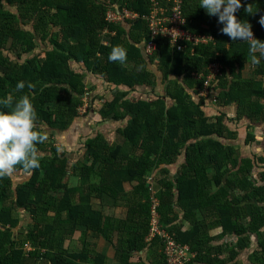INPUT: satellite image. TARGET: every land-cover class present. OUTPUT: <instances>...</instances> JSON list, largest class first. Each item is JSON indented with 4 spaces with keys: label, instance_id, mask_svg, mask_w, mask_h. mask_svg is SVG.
<instances>
[{
    "label": "trees",
    "instance_id": "obj_1",
    "mask_svg": "<svg viewBox=\"0 0 264 264\" xmlns=\"http://www.w3.org/2000/svg\"><path fill=\"white\" fill-rule=\"evenodd\" d=\"M112 1L140 18L120 24L107 22L105 0H0V98L14 102L21 95L29 96L36 127L47 136L36 145L38 168L21 181L0 177V264H106V254L96 252L88 242L77 251L65 245L78 231L103 238L120 264H145L130 259L146 247L162 251L163 246L159 237L147 239L151 221L147 177L156 169L161 175L156 194L161 225L198 252L197 264H239L208 257L211 241L227 235L237 239L232 258L249 248L255 236L262 248L256 258L264 264V171L258 181L251 176L254 163L263 162L264 156H242L227 141L236 136L230 121L237 125L244 117L264 122V59L254 64L253 75L244 77L248 42L232 41L221 33L216 16L208 15L198 0L184 2L186 27L213 36V41L189 44L185 51H178L169 40L158 37L156 52L147 57L143 49L150 36L143 15L149 13L151 0ZM161 1L167 4V0ZM248 4L252 13L244 11ZM262 14L263 0H242L236 12L238 19L250 23L254 37L264 40V27L258 22ZM105 29L115 33L108 35L109 44L102 42ZM38 39L44 43L43 55L35 52ZM116 45L126 50L122 63L108 59ZM149 62L158 64L163 73L165 93L154 99L129 96L136 86L155 85ZM217 62L223 64V75L214 87L220 90L217 102L237 103L238 116H228V123L225 112L212 121L205 110L206 97L195 95L204 87L209 65ZM87 74L115 86H110L115 90L110 99L102 97L98 112L103 120H122L124 125L117 128L113 142L100 132L88 136L84 141L86 161L71 165L46 132L65 130L79 115L83 94L90 91ZM17 81H24L25 87L16 89ZM122 85L128 88H119ZM167 96L175 100L173 105L167 104ZM253 137L247 136L245 141ZM172 165L177 166L175 178ZM211 168L214 176L209 174ZM18 171L25 173L22 168ZM214 180L219 183L216 191L211 188ZM125 182L134 183L131 192ZM118 206L125 208V217L115 215ZM174 206L189 218V229L175 223ZM19 209L35 220L27 239L38 242L44 252L27 256L22 249L26 241L17 244L13 239L12 230L18 225L14 213ZM215 228L221 232L212 234ZM153 264L168 263L162 253V259Z\"/></svg>",
    "mask_w": 264,
    "mask_h": 264
},
{
    "label": "rangeland",
    "instance_id": "obj_2",
    "mask_svg": "<svg viewBox=\"0 0 264 264\" xmlns=\"http://www.w3.org/2000/svg\"><path fill=\"white\" fill-rule=\"evenodd\" d=\"M102 36H103L102 38L109 41L107 37L108 35L106 33L104 35L102 34ZM37 43H38V46L35 52L41 53L43 55L44 43L41 42L39 39ZM8 47H9V44L7 43L5 45V48L7 49ZM10 55L14 56V53H11ZM71 65L77 72H82L76 63L72 62ZM148 68L155 74V81H156V77H158V81H159L163 73H161V71L157 69V66L155 65V63L154 64L150 63L148 65ZM98 79L99 80L97 82H94L91 80L90 74L85 75V82L87 83V87L90 88V91H86L83 94L84 103L81 107H79V115L75 118V121H73L72 124H70L68 128H66V130L61 131V132L58 131L59 132L58 133L56 131L54 132L53 130H49V127L47 125L45 124L43 125L47 130H49L46 133L52 135V138H54L53 140H55V144L59 146V151L68 158L69 164L71 165L75 164L78 160L86 161L87 158H85L86 155L84 154V141L87 138V136L89 135L93 136L96 134L95 133L96 129H94V125L96 124L95 123L96 121L93 122L91 126L84 124V126L86 127L90 126L89 128L85 127L86 128L85 130L84 129L79 130L80 127L78 128L77 123L81 125V120L84 118L86 122L90 119L91 121L96 120L97 118L95 117V115L97 116L96 112H98L99 108L101 107L103 103L102 97L106 99H110L111 96L113 95V92L115 91L114 89H112L115 86L114 87L111 86L112 88H110L108 84L106 83H103L104 85H101L100 83L101 78H98ZM263 85H264V81H263ZM105 86H107V88ZM150 86L154 88L155 85L151 84ZM159 88L160 86L157 89L159 90ZM213 94L216 95L218 99L217 93L214 92ZM196 96L199 97L201 95L196 94ZM213 102H215L214 104L216 105L218 103L217 101H214V99H213ZM233 116H238L237 112H236V115H233ZM78 117H82V118H79L80 120H77ZM250 122L251 121L249 119L244 118V117L241 118V123L239 122L237 125H234V123L230 121L229 124L231 128L236 131V136H234L233 138H230V140H227V141L232 142L235 145V147L239 149L242 156H250V157H254V155L264 156V122H260V121H252L251 123ZM123 125H124V121L122 120L112 123L109 128L105 129L106 133L107 134L111 133V131L114 130L115 127L118 128ZM251 135L254 136L253 139L252 140L250 139L249 142H246L245 138L247 136L250 137ZM49 139L51 138L49 137ZM184 160H185V157L184 155H182L181 161L184 162ZM254 164L255 165L252 170L251 176L255 180L258 181L260 177V172L264 171V161L261 163H254ZM172 168L176 170L177 166L175 165ZM209 174L210 176L215 175V171L213 168L209 170ZM11 176L15 181H21V180H24L28 176V174L18 171V172L13 173ZM158 178H160V176ZM152 182L153 183H151L149 180V177H147V184H149L150 190H151L150 195L154 194L156 196L157 191H159V188L161 186V183H159V179H156V180L153 179ZM133 185L134 183L126 184L127 188H130V189L133 188ZM218 186H219V183L214 180L211 188L213 191H216ZM173 210H172L173 217H176V214H177V220L175 223L179 225L182 224L183 229H189L191 227V224L185 212L181 210L180 207L178 206L176 207L174 206ZM118 214L120 216H124V210L120 209ZM14 215L18 218V225L12 230L13 239L15 240V242L17 244H20L21 241L23 240L26 241L22 245V249L27 256L31 255L32 253H36L37 251L44 252V248L42 249L39 246L38 242H32L31 240L27 239L28 233L33 229V223L35 220L31 219L29 214L23 209H19L18 211L14 213ZM199 216L201 218L202 215L199 213ZM219 231L221 232L220 228H215L211 230V233L216 235L220 233ZM80 236H82V239ZM114 239H115V236H113V241L115 242ZM98 240L104 241L103 238H98ZM83 242H88L93 247L96 246L97 244L96 238L92 237V232L88 231L86 234H83L82 231H78L72 239L69 238V240L66 241L65 245L69 247L71 251H77V250L82 249ZM93 243H96V244L93 245ZM225 243H228L229 247L225 246ZM236 243H237V239L235 238V235H227L225 239L221 238L216 241L212 240L211 241L212 248H211V251H209V253L211 254L208 257H212V258L218 257L220 259H227V260L231 259L230 261H236L239 264H261L260 262L258 263V260L256 257L260 255L262 248L258 244V240L255 236H252L251 242L249 244L250 245L249 248L240 250L239 253L241 254H239L236 258H232L231 257L232 247L236 246ZM256 251H257V254L254 253ZM194 253L192 254L195 256V259L196 257L198 258V252L195 251ZM133 257H134L133 258L134 260H132L131 258L130 261H138V257H135V256ZM90 259L93 261V256ZM260 260L263 261V259H260ZM147 261L149 263L151 262L149 260ZM154 262H157V260L155 259ZM117 264H119L118 261H117Z\"/></svg>",
    "mask_w": 264,
    "mask_h": 264
},
{
    "label": "clouds",
    "instance_id": "obj_3",
    "mask_svg": "<svg viewBox=\"0 0 264 264\" xmlns=\"http://www.w3.org/2000/svg\"><path fill=\"white\" fill-rule=\"evenodd\" d=\"M241 3L242 0H198L199 7L208 15L216 16L221 33L232 41L248 42L250 62L256 64L264 59V40L253 36L251 25L246 19L237 18L236 12ZM244 11L253 12L249 4L244 6ZM258 22L264 27V14ZM108 59L122 63L126 59V50L119 45L113 46ZM31 86L30 83L27 85L29 88ZM24 87V81L15 84L16 89ZM35 121L36 113L29 96L21 95L14 102L8 97L0 98V177L11 176L19 168L25 174H30L39 167L36 145L47 140V136L44 131L37 129Z\"/></svg>",
    "mask_w": 264,
    "mask_h": 264
},
{
    "label": "built area",
    "instance_id": "obj_4",
    "mask_svg": "<svg viewBox=\"0 0 264 264\" xmlns=\"http://www.w3.org/2000/svg\"><path fill=\"white\" fill-rule=\"evenodd\" d=\"M105 2L109 5L106 12V20L109 23L120 24L125 20L134 21L140 18L138 13L126 7L120 8L118 5H113L112 0H105ZM184 2L185 0H167V4H164L161 0H151L149 13L143 15V19L147 21L150 36V40L145 42L143 49L147 57L156 52V39L158 37L169 40L172 48L178 51H185L189 44L198 46L209 44L213 41L214 37L211 35L196 33L187 29L186 24L188 20L184 12ZM105 33L111 35L115 34L108 29H105L102 34L104 35ZM102 42L107 44L104 40ZM208 70L209 73L205 75L204 87L199 95L206 98L214 97V101H217V97L213 93L215 90L214 87L218 85L219 78L222 75L221 64L212 63L209 65ZM195 75L197 77L202 76L198 74ZM150 200L151 221L147 239L152 240L155 237L161 239L163 244L162 253L168 264H197V257L195 259V256L192 254L194 251L191 247L177 241L170 232L162 227L160 222L161 215L158 210L159 199L154 194H151Z\"/></svg>",
    "mask_w": 264,
    "mask_h": 264
},
{
    "label": "crops",
    "instance_id": "obj_5",
    "mask_svg": "<svg viewBox=\"0 0 264 264\" xmlns=\"http://www.w3.org/2000/svg\"><path fill=\"white\" fill-rule=\"evenodd\" d=\"M253 34V33H252ZM107 35H110L111 34H107ZM254 36V35H253ZM108 37V36H107ZM109 39V38H108ZM103 40L109 44V41H107L106 39L103 38ZM143 47V46H142ZM144 53V52H143ZM145 55V54H144ZM146 56V55H145ZM262 59H260L259 61H261ZM157 62V60H156ZM219 63V62H217ZM221 64V63H220ZM149 65V64H148ZM155 65L158 67V64L155 63ZM221 67L223 69V64H221ZM256 65H254L253 63L250 62V59L249 61H247L245 64H244V70H243V75L244 77H249L251 75H253V71L255 69ZM254 68V69H253ZM253 70V71H252ZM222 75H223V70H222ZM221 75V76H222ZM175 76V75H174ZM232 77V76H231ZM90 78L92 81L94 82H97L99 79L97 76H94L92 74H90ZM220 79V78H219ZM100 83L101 85H104L103 83H106L105 81H103V79H100ZM107 84V83H106ZM166 85H167V82L164 80V76L161 75L160 77V80L158 81V77H156V84L153 87H151L150 85H147V84H143V85H140V86H136L134 89H132L129 93V96L133 97L135 96V98L139 99V98H144V99H154L156 98L157 95L159 94H164L165 93V89H166ZM108 86L110 87L111 85L108 84ZM160 86L159 90L157 89L158 87ZM107 88V86H105ZM119 88L125 90L127 89L128 87L127 86H119ZM215 93H219L220 90H218V92L216 91V89L214 90ZM196 95V94H195ZM196 97V96H195ZM196 98H199V97H196ZM165 100L167 102L168 105H173L175 103V100L170 98V97H165ZM215 102H213V98L211 99V97H208L206 98V107H205V110H206V113L207 115H209L210 119L212 121H215L217 120V115L220 114V113H226L227 114V119H226V122L228 123V116L230 117H234L233 115H236V112H237V103H233L231 105H221V104H214ZM223 111V112H222ZM97 116L95 115L96 120H93L91 121L88 120L87 122L85 121V118L81 120V125H79V123H77L78 125V128L79 130H82V129H86V128H89L93 122H95L96 124L94 125V129H96V132L95 133H102L106 136V138H108V140L110 142H113L116 137H117V127L114 128V130L111 131V133H106V128H109L110 125L112 123H115L114 121H105L101 118L99 112H96ZM79 118H82V117H78L77 120H80ZM75 121V120H74ZM84 124L86 125H90L89 127H86L84 126ZM236 125V124H234ZM86 127V128H85ZM236 129V127H235ZM239 129V128H238ZM66 130V129H65ZM88 130V129H87ZM64 131V130H62ZM61 132V131H60ZM59 133V132H58ZM91 136V135H89ZM88 137V136H87ZM72 146V145H70ZM159 173V169H156V173H154L153 175L149 174L148 177L150 180H153V179H160L161 178V175L158 174ZM171 173L172 175L174 176V178L178 175L177 172L175 173V170L173 168H171ZM160 176V178H158ZM127 183H131V182H125V188L127 191H131L132 188H127L126 184ZM153 183V182H152ZM149 185V184H148ZM161 187V186H160ZM120 209H123L124 212H125V208L122 207V206H118L114 209L115 211V215H117L118 217L120 218H123L125 217V213H124V216H120L118 214V212L120 211ZM220 232V231H219ZM77 233V232H76ZM76 235V234H75ZM74 235V236H75ZM73 236V237H74ZM72 237V238H73ZM93 237V236H92ZM93 238H96V237H93ZM96 241H97V244L96 243H93L96 244L95 247V250L96 252L98 253H104L106 254V263L107 264H117V257L114 256V250H113V247H111L110 245H108L105 241L101 240L99 241L98 238H96ZM101 246V247H99ZM133 256L135 257H138V261L139 262H143L145 264H153L154 263V260H161L162 259V251H161V248H157V250L155 249H152V247H146L144 248V250L142 251H139L137 252V254L135 253ZM131 257L132 260H134L133 258L134 257ZM161 257V259H160ZM131 260V259H130ZM151 261L150 263L147 261ZM138 261H131L132 263H138ZM119 262V261H118ZM120 264V263H119Z\"/></svg>",
    "mask_w": 264,
    "mask_h": 264
}]
</instances>
